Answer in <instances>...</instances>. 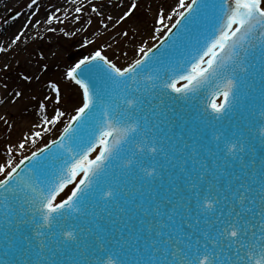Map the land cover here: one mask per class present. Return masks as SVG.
I'll list each match as a JSON object with an SVG mask.
<instances>
[{"label": "snow or ice", "instance_id": "1", "mask_svg": "<svg viewBox=\"0 0 264 264\" xmlns=\"http://www.w3.org/2000/svg\"><path fill=\"white\" fill-rule=\"evenodd\" d=\"M179 8L127 67L79 59L59 139L0 164V264H264V0Z\"/></svg>", "mask_w": 264, "mask_h": 264}, {"label": "rangeland", "instance_id": "2", "mask_svg": "<svg viewBox=\"0 0 264 264\" xmlns=\"http://www.w3.org/2000/svg\"><path fill=\"white\" fill-rule=\"evenodd\" d=\"M30 3L31 0H0V47L4 55L0 64V98H13L0 109V164L6 159L15 164L54 139L75 114L81 94L65 74L76 59L71 56L79 48L85 55L102 50L118 66L125 67L141 55L139 48L152 46L174 22V10L182 11L179 0H136L138 7L133 16L121 22L119 18L132 0H42L33 13L9 20L11 13H23ZM77 8L82 12L75 11ZM161 12L163 24L158 23ZM49 17L54 19L49 21ZM156 29L161 31L157 33ZM17 35L19 40H15ZM52 84L61 90L60 104L55 103ZM41 103L45 105L43 111ZM31 105L39 107L40 114L24 121L28 126L22 128L19 115ZM57 108L65 112L61 121L44 124L43 117L51 119ZM37 131L40 137L32 135ZM21 143L25 145L23 149L19 148ZM8 147L13 148L11 155Z\"/></svg>", "mask_w": 264, "mask_h": 264}, {"label": "bare ground", "instance_id": "3", "mask_svg": "<svg viewBox=\"0 0 264 264\" xmlns=\"http://www.w3.org/2000/svg\"><path fill=\"white\" fill-rule=\"evenodd\" d=\"M0 49H1V47H0ZM3 56L4 55L2 53V50H0V64L2 63V60L4 59ZM12 99H13L12 96H8L6 98H4L3 96H1V98H0V109L5 108V106L7 104L9 105L11 103ZM35 114H40L39 107H35V106H32L31 105L26 110H23L22 114L19 115V120H21V117H22V128H25V127L28 126V123H23V122L26 121L28 118L31 119L32 117H34Z\"/></svg>", "mask_w": 264, "mask_h": 264}, {"label": "water", "instance_id": "4", "mask_svg": "<svg viewBox=\"0 0 264 264\" xmlns=\"http://www.w3.org/2000/svg\"><path fill=\"white\" fill-rule=\"evenodd\" d=\"M173 32H175V29H173ZM154 51H155V49H154ZM208 99H211V97L209 96ZM204 103H207V101L205 100ZM257 159H259V153L258 152H257ZM137 227H138V225H137ZM3 231H4V225H3L2 221H0V260L10 258V257L4 256V251L6 249H5V243H4V236L2 234Z\"/></svg>", "mask_w": 264, "mask_h": 264}]
</instances>
